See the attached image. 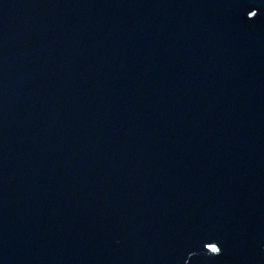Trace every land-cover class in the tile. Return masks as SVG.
Segmentation results:
<instances>
[{"label":"water","instance_id":"1","mask_svg":"<svg viewBox=\"0 0 264 264\" xmlns=\"http://www.w3.org/2000/svg\"><path fill=\"white\" fill-rule=\"evenodd\" d=\"M0 264H264V0H0Z\"/></svg>","mask_w":264,"mask_h":264},{"label":"snow or ice","instance_id":"2","mask_svg":"<svg viewBox=\"0 0 264 264\" xmlns=\"http://www.w3.org/2000/svg\"><path fill=\"white\" fill-rule=\"evenodd\" d=\"M250 14H251V13H250ZM211 250H212L213 252H217V251H218V249H217L214 245L212 246Z\"/></svg>","mask_w":264,"mask_h":264}]
</instances>
